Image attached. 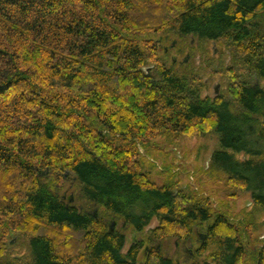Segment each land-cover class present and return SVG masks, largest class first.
<instances>
[{
	"label": "trees",
	"instance_id": "1",
	"mask_svg": "<svg viewBox=\"0 0 264 264\" xmlns=\"http://www.w3.org/2000/svg\"><path fill=\"white\" fill-rule=\"evenodd\" d=\"M155 34L219 40L246 76L200 98L195 74L155 60ZM251 76L264 78V0H0V264H136L142 242L122 253V232L59 196L64 172L133 232L156 218L150 243L205 225L191 264H242L239 227L195 192L149 182L132 141L208 124L212 170L264 213V89ZM11 234L27 241L21 262L8 257ZM145 264L174 263L154 245Z\"/></svg>",
	"mask_w": 264,
	"mask_h": 264
},
{
	"label": "rangeland",
	"instance_id": "2",
	"mask_svg": "<svg viewBox=\"0 0 264 264\" xmlns=\"http://www.w3.org/2000/svg\"><path fill=\"white\" fill-rule=\"evenodd\" d=\"M161 35L150 37L159 42ZM155 60L175 71L187 70L195 74L200 98L226 96L230 94L232 83L243 81L246 76L245 70L232 61L228 48L219 40L204 41L193 37L177 39L173 36L165 38L159 42ZM250 82L264 89V78L251 76ZM205 126L207 127L202 134L183 132L166 135L162 130L154 131L148 138H142V141L134 139L132 143L138 154L135 159L141 164L142 172L149 182L157 186L169 185L187 194L195 192L198 197L207 199L215 211L225 214L229 221L239 227L243 241L247 242V255L242 264H255L256 250L264 239V213L253 204L249 193L235 188L228 189L224 178L212 170L211 155L219 148V140L210 126ZM243 157L241 153L236 154V158ZM62 177L64 181L59 196L79 210L104 217L109 230L114 226L115 231L122 232L126 240L122 253L134 244V241L143 243L136 264H145L147 254L154 245L160 246L161 254L174 264H191L194 260H202L197 249L204 239L205 225L193 226L190 237L185 240L171 236L161 242L150 243L148 235L158 223L156 218H153L143 231L133 232L122 219L109 217L103 214L102 208L88 205L81 197L77 183L67 172H64ZM62 233L55 238H69L70 244L76 240L75 236H70L67 232ZM4 241L11 260L21 262L28 256L27 241L23 236L11 234L4 238Z\"/></svg>",
	"mask_w": 264,
	"mask_h": 264
},
{
	"label": "flooded vegetation",
	"instance_id": "3",
	"mask_svg": "<svg viewBox=\"0 0 264 264\" xmlns=\"http://www.w3.org/2000/svg\"><path fill=\"white\" fill-rule=\"evenodd\" d=\"M80 210H81V209H80ZM86 213H87V214H90V213H88L87 211H86ZM94 216H96V215L94 214ZM113 230H116V229L114 228V226H113V228L110 229V231H113ZM124 246H125V245H124ZM126 251H127V250H126ZM126 251H125V252H126Z\"/></svg>",
	"mask_w": 264,
	"mask_h": 264
},
{
	"label": "water",
	"instance_id": "4",
	"mask_svg": "<svg viewBox=\"0 0 264 264\" xmlns=\"http://www.w3.org/2000/svg\"><path fill=\"white\" fill-rule=\"evenodd\" d=\"M149 70H150V68H147V69H146V72H148Z\"/></svg>",
	"mask_w": 264,
	"mask_h": 264
},
{
	"label": "bare ground",
	"instance_id": "5",
	"mask_svg": "<svg viewBox=\"0 0 264 264\" xmlns=\"http://www.w3.org/2000/svg\"><path fill=\"white\" fill-rule=\"evenodd\" d=\"M147 244V243H146Z\"/></svg>",
	"mask_w": 264,
	"mask_h": 264
}]
</instances>
